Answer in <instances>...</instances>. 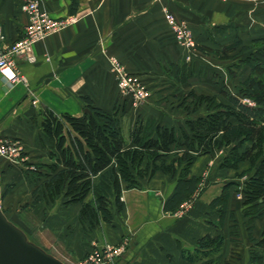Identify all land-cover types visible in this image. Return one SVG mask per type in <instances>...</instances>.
Segmentation results:
<instances>
[{"label": "crops", "instance_id": "1", "mask_svg": "<svg viewBox=\"0 0 264 264\" xmlns=\"http://www.w3.org/2000/svg\"><path fill=\"white\" fill-rule=\"evenodd\" d=\"M20 2L0 0L1 50L24 33L28 17ZM260 3V0H39L40 8L52 17H72L74 21L35 43L31 52L34 60L14 58L22 80L11 82L0 74V137L16 138L24 143L25 151H33L38 138L34 135L33 141L32 135L41 132L33 116L44 107L56 114L82 115L88 104L86 98L92 107L106 111L135 105L141 112L145 103L139 106L129 96L119 95L114 61L121 70L142 77L150 86L162 77L181 74L182 78L180 67L184 60L208 59L202 47L212 48L213 42L222 43L221 40L234 34L241 35L243 43L245 36L248 40L264 37V7ZM165 11L173 13L190 29L194 48L185 49L175 41ZM158 94L152 87L151 99H157ZM210 163L204 155L197 157L190 167L191 174L201 171L205 175ZM223 178L218 175L216 181L210 182L217 185L211 195H200L198 200L199 186L193 197L175 211L164 209L175 187L173 184L167 193L164 191L171 180L167 175L157 173L147 186L125 190L121 231L129 232L131 244L125 249L122 263L193 264L184 252H193L202 236L220 233L223 244L214 254L219 256L218 262L207 264H253L250 256L256 248L261 250L264 264V242L260 247L257 245L264 228V208L259 216L250 219L243 209V198L230 196L223 225L219 228L214 224L219 216L209 203L220 194L225 184ZM77 238L69 235L67 241L74 244ZM106 239L116 242L119 236L110 233ZM78 248L76 256L80 253Z\"/></svg>", "mask_w": 264, "mask_h": 264}, {"label": "trees", "instance_id": "2", "mask_svg": "<svg viewBox=\"0 0 264 264\" xmlns=\"http://www.w3.org/2000/svg\"><path fill=\"white\" fill-rule=\"evenodd\" d=\"M263 42L264 37L252 39L248 44L239 38L223 46V52L214 51L218 58L229 59L231 56L228 53L242 54L251 50L254 44L262 43L253 46L254 50L242 60L249 66V72L241 81L237 93L222 91L227 99L225 104L216 100L215 96H196V106L191 111H196L201 104L200 100L205 99L207 112L187 119V128H182L179 135L173 126L156 124L143 137L142 125L139 123L130 135L133 145L126 148L116 114L92 107L88 98L86 102L89 113L79 116L67 112L56 114L44 107L32 118L40 128L39 140L49 155V162L40 163L41 167L47 169L48 179L37 188L41 187L43 193L49 192L52 195L64 191L74 201L80 200L91 190L94 206L84 203L80 215L91 220L99 212L105 219H109V197L118 199L121 181L124 180L128 187L137 186V178L147 173L152 175L161 171L175 175L177 169H180L174 190L164 203L165 210L175 211L193 195L201 182V176L191 174L190 165L200 154L221 151L220 168L238 171L240 164L246 162L245 168L238 171L237 175H246L241 182L243 209L250 219L259 216L264 208ZM185 78L183 75L180 79L184 81ZM37 116H40L39 122ZM173 144L183 150L179 157L166 164L163 158ZM145 153L149 156V165L142 166ZM37 174L40 176V173ZM236 185H239L238 181L226 182L220 194L209 203L217 211L219 218L214 224L219 228L227 212L230 188ZM262 242L264 228L257 242L258 247ZM222 244V234H207L197 240L193 252L185 251L184 256L193 264L218 262L219 256L214 254ZM250 257L253 264L262 263L263 255L259 248L253 250Z\"/></svg>", "mask_w": 264, "mask_h": 264}, {"label": "rangeland", "instance_id": "3", "mask_svg": "<svg viewBox=\"0 0 264 264\" xmlns=\"http://www.w3.org/2000/svg\"><path fill=\"white\" fill-rule=\"evenodd\" d=\"M260 1L262 2L260 5L264 7V0ZM240 36L239 34H234L233 37L221 40L222 43L213 42L211 44L212 48H205L207 51L206 55H208L206 60L199 59L197 61V59L193 58L184 60L180 67L182 68V74L186 76L184 81L180 79L181 74L166 76L156 79L157 84L150 86L142 77L136 76L140 81L141 88L144 90L143 97L138 99L129 92L120 91L121 94L119 95L123 97L129 96L133 104L140 103L139 106L146 104V108L144 106L141 112H139L137 107H134L135 105H131V107L122 105L113 111H108L115 113L118 118L125 139V147L128 148L133 145L130 135L139 123L142 125L141 135L143 137L149 133V128H153L156 124L167 127L173 126L176 129V134L179 135L182 128H187V119L195 118L207 112V101L205 99L200 100L199 103L201 104L196 108V111H191L196 106L197 101L194 99L196 96L198 97L200 94L215 96L216 100L225 104L227 99L221 93L222 91L225 93H237L241 81L249 72V66L244 64L242 60L245 59L249 52L254 50L252 48H255L253 46L256 44L252 46L251 50L242 54L228 53L231 56L229 59L218 58L215 56L214 51L223 52L222 47L229 44H225L226 41L231 40L232 42L235 39H239ZM248 38L245 36V44L251 41ZM175 41L179 43L176 39ZM179 44L188 50L195 47V43L191 47ZM259 45H262V43L256 46ZM216 55H220V53H216ZM116 85H118L117 81ZM152 87L153 90L159 92L157 99H151ZM152 102H156L157 106ZM142 111L145 113L144 115H142ZM34 135H37L38 141L35 142L38 144H36V149L33 151H25L24 143L18 142L21 146V153L17 161L0 156V208L4 214L9 220L22 228L33 242L43 247L46 251L60 257L67 264L83 263L84 260L94 253L108 258L104 264H123L125 249L131 244L129 232L124 233L121 231V227L124 225L125 212L123 192L128 189H141L147 186V183L155 174L161 173L171 179L164 189L167 193L170 186L173 184L175 186L180 169H177L175 175L157 171L152 175L147 173L142 178L136 177L138 179L137 186L128 187L124 180V182L121 181L118 199L116 200L114 196L109 197L107 208L111 214L110 218L105 219L101 213L97 212L96 216L91 217L90 220L81 216L80 212L84 203H90L91 206H94V197L91 190L86 192L80 200L74 201L70 200L63 193L64 191L52 195L49 192L43 193L41 187L37 188V186H41L48 179L47 169L41 167L40 163L49 162V155L46 147L39 140V134L34 133L32 135L33 141ZM12 140L17 141L18 139ZM182 150L183 148L180 146L171 145L170 152L163 158L165 163L168 164L171 160L179 157ZM201 155H204L206 160H211V166H208L209 168L205 175H202L201 171L196 174L201 176L197 194L198 200L200 195L209 196L215 191L213 187L217 185L213 184L216 183L210 184V182L216 181L218 175L221 178L224 177L225 183L238 181L239 185L230 188V196L243 198L241 182L246 175L241 177L237 175L238 171L245 168L246 162L240 164L238 171L232 168L224 169L219 167L222 157L221 151L200 154L198 157ZM148 162L149 156L145 153L142 166L149 165L147 164ZM37 169L40 170L37 171ZM37 172L40 173V176ZM215 188L217 189V187ZM154 193L158 194L156 191ZM110 233L111 235L119 236V240L114 242L106 239ZM69 235L79 236V239L77 238L74 244L68 243ZM108 246L112 248L110 258L108 257L110 253ZM76 247H79L78 250L81 248L78 256L75 255Z\"/></svg>", "mask_w": 264, "mask_h": 264}, {"label": "built area", "instance_id": "4", "mask_svg": "<svg viewBox=\"0 0 264 264\" xmlns=\"http://www.w3.org/2000/svg\"><path fill=\"white\" fill-rule=\"evenodd\" d=\"M20 8L27 14L28 21L25 26L22 37L7 45L4 50L0 49V74L7 80L13 82L16 79L22 80L23 77L16 72L14 58L23 56L27 60H34L31 54L35 43L45 39L47 36L60 31L74 19L54 18L40 8L39 0H21ZM165 20L167 21L175 39L186 47L194 45V37L190 29L182 21H178L174 14L165 11ZM116 80L120 91L133 94L135 98L140 99L144 95L140 81L135 75H131L121 70L114 61ZM21 146L18 141H12L0 137V156L17 161L20 156ZM111 247L108 246V257L111 255ZM108 258L98 253L90 255L80 264H104Z\"/></svg>", "mask_w": 264, "mask_h": 264}, {"label": "water", "instance_id": "5", "mask_svg": "<svg viewBox=\"0 0 264 264\" xmlns=\"http://www.w3.org/2000/svg\"><path fill=\"white\" fill-rule=\"evenodd\" d=\"M84 112L89 113V109L84 108ZM0 264L67 263L33 242L0 208Z\"/></svg>", "mask_w": 264, "mask_h": 264}]
</instances>
